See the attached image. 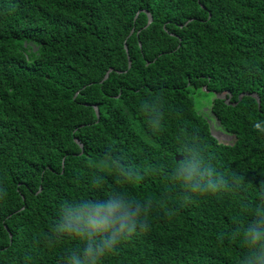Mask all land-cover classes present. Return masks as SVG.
Listing matches in <instances>:
<instances>
[{"label": "trees", "instance_id": "1", "mask_svg": "<svg viewBox=\"0 0 264 264\" xmlns=\"http://www.w3.org/2000/svg\"><path fill=\"white\" fill-rule=\"evenodd\" d=\"M261 120L264 0H0V264H68L85 242L52 234L62 207L117 192L149 226L102 264H241ZM189 149L216 190L175 179Z\"/></svg>", "mask_w": 264, "mask_h": 264}, {"label": "clouds", "instance_id": "2", "mask_svg": "<svg viewBox=\"0 0 264 264\" xmlns=\"http://www.w3.org/2000/svg\"><path fill=\"white\" fill-rule=\"evenodd\" d=\"M158 119V116L154 117L153 124ZM254 126L264 132V120L257 121ZM175 179L194 194L214 191L223 183L192 149H189L188 158L177 165ZM253 211L256 219L243 229L249 254L241 264H264V201ZM149 213L150 203L117 192L104 201L65 204L52 227V234L57 237L75 234L85 242L81 251L73 252L68 264H102V259L112 254L123 239L149 226Z\"/></svg>", "mask_w": 264, "mask_h": 264}, {"label": "rangeland", "instance_id": "3", "mask_svg": "<svg viewBox=\"0 0 264 264\" xmlns=\"http://www.w3.org/2000/svg\"><path fill=\"white\" fill-rule=\"evenodd\" d=\"M211 95L212 94L204 93L202 91L196 92L194 94L195 100H196L195 101L196 106H200L199 104L200 100L205 101V103H203V105L201 106L200 110H202L203 112H206L207 116L209 117V123H210L212 132L220 141L230 142L232 138L229 136V134H226L223 132L220 125L216 122V119L209 111L210 105L208 104V102H209V99L212 97Z\"/></svg>", "mask_w": 264, "mask_h": 264}, {"label": "water", "instance_id": "4", "mask_svg": "<svg viewBox=\"0 0 264 264\" xmlns=\"http://www.w3.org/2000/svg\"><path fill=\"white\" fill-rule=\"evenodd\" d=\"M151 19H152V16L148 13V20H147V23H149L150 21H151ZM125 49L127 50V48H126V46H125ZM130 65V60H128V66ZM107 76V73L105 74V76L104 77H106ZM216 96H219V97H224L225 96V94H224V92L223 93H221V94H216ZM241 96V94L239 95V97ZM258 98V97H257ZM227 100H229V96H227V98H226V101ZM94 108H95V110H96V113H97V116L99 115L98 114V111H97V107H96V105H94ZM217 138V137H216ZM77 142L79 143V145L81 146V143L79 142V140H77Z\"/></svg>", "mask_w": 264, "mask_h": 264}, {"label": "bare ground", "instance_id": "5", "mask_svg": "<svg viewBox=\"0 0 264 264\" xmlns=\"http://www.w3.org/2000/svg\"><path fill=\"white\" fill-rule=\"evenodd\" d=\"M224 205V204H223ZM227 221V220H226ZM181 227V226H180ZM244 254V253H243ZM244 258V257H243Z\"/></svg>", "mask_w": 264, "mask_h": 264}]
</instances>
